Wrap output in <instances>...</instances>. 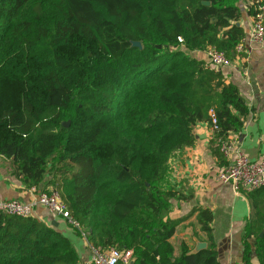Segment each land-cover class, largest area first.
<instances>
[{
  "label": "trees",
  "instance_id": "16d2710c",
  "mask_svg": "<svg viewBox=\"0 0 264 264\" xmlns=\"http://www.w3.org/2000/svg\"><path fill=\"white\" fill-rule=\"evenodd\" d=\"M240 1L0 0V156L25 187L55 188L90 244L132 249L134 261L119 264H221L210 207L169 214L172 198L192 193L169 180L168 161L210 108L222 158L217 137L250 113L238 86L191 53L237 55ZM248 1L254 15L258 0ZM244 192L264 264V185ZM194 212L207 245L189 252L181 238L176 255L172 237ZM78 258L54 224L0 211V264Z\"/></svg>",
  "mask_w": 264,
  "mask_h": 264
},
{
  "label": "crops",
  "instance_id": "0c3cea01",
  "mask_svg": "<svg viewBox=\"0 0 264 264\" xmlns=\"http://www.w3.org/2000/svg\"><path fill=\"white\" fill-rule=\"evenodd\" d=\"M248 0H241L239 24L245 35L252 23V14L247 11ZM248 50L244 58L235 56L227 66L219 67L225 80L234 82L251 107L243 126L238 131H230L226 139L251 159L264 158V39L261 42L245 40ZM192 55L208 61L205 50H193ZM195 141L175 152L168 161V178L186 193H192L188 200L172 198L170 215H186L193 206H208L212 210V232L221 264H260L256 255L254 237L249 235L250 201L245 192L237 191L229 182L218 178V173L228 165L233 154L227 157L217 155L213 131L207 121H199L194 129ZM5 158L0 156V198L16 197L29 200L33 192L16 178L10 165L4 166ZM9 162V161H8ZM33 216L47 224L55 225L73 242L78 254V262L89 261L90 249L82 235L76 232L66 219L51 213L46 206L37 204ZM196 232V234H195ZM204 232L196 221V212L183 220L177 227L172 240L174 253H180V239H185L190 250L197 240H204Z\"/></svg>",
  "mask_w": 264,
  "mask_h": 264
},
{
  "label": "built area",
  "instance_id": "2783aa9c",
  "mask_svg": "<svg viewBox=\"0 0 264 264\" xmlns=\"http://www.w3.org/2000/svg\"><path fill=\"white\" fill-rule=\"evenodd\" d=\"M256 8L247 35L235 45L236 56L239 58H244L248 51L246 39L251 42H261L264 39V0H258ZM178 40H182L181 37H178ZM205 52L208 62L217 69L231 63L232 58L214 45L208 46ZM208 112L210 121L207 123L212 131H215L218 129L217 116L213 108H210ZM217 140L220 142V150L227 157L233 154L232 161L218 173L219 179L231 183L235 190L242 192L264 185V158H249L236 146L233 140L222 137H217ZM31 190L33 195L27 201L16 197L0 198V211L22 216L32 215L34 207L41 204L54 215L68 220L75 227L79 226L78 221L69 214L64 201L55 188L39 189L32 186ZM81 235L90 249V259L77 264H119L131 259L132 249H120L116 246L98 249L87 241L84 232Z\"/></svg>",
  "mask_w": 264,
  "mask_h": 264
},
{
  "label": "water",
  "instance_id": "95a60500",
  "mask_svg": "<svg viewBox=\"0 0 264 264\" xmlns=\"http://www.w3.org/2000/svg\"><path fill=\"white\" fill-rule=\"evenodd\" d=\"M206 3H208V1H206ZM239 23V22H237ZM133 45H137V46H141V42L140 41H132ZM234 53V52H233ZM64 125H68V121H64L63 122ZM52 224L57 225L56 221H51ZM207 245V242L204 240H197L195 246L193 247V249L189 250V252H195L201 248H204ZM134 261V257L130 259V262Z\"/></svg>",
  "mask_w": 264,
  "mask_h": 264
},
{
  "label": "rangeland",
  "instance_id": "374dc122",
  "mask_svg": "<svg viewBox=\"0 0 264 264\" xmlns=\"http://www.w3.org/2000/svg\"><path fill=\"white\" fill-rule=\"evenodd\" d=\"M65 121H68V119L65 120ZM8 165H9V162H8V161H4V166H5V167H8Z\"/></svg>",
  "mask_w": 264,
  "mask_h": 264
}]
</instances>
